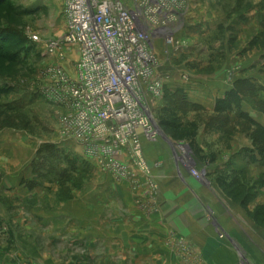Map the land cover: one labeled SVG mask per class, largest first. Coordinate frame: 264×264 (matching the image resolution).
<instances>
[{
	"label": "rangeland",
	"instance_id": "obj_1",
	"mask_svg": "<svg viewBox=\"0 0 264 264\" xmlns=\"http://www.w3.org/2000/svg\"><path fill=\"white\" fill-rule=\"evenodd\" d=\"M179 2L184 13L179 48L157 46L165 83L153 114L159 121L163 108L174 102L180 129L198 124L201 154L160 128L182 155L191 157L190 168L229 212V233H218L234 254L230 264H264V0ZM65 30L60 0H4L0 5V51L8 54H0V264H137L140 257L116 241L96 245V235L74 231L81 228L79 218L102 219L103 225L89 221L98 229L124 227L104 219L127 217L128 201L132 212L149 213L141 205L147 195L138 189L140 181L119 188L116 176L89 158L77 140L63 136L66 109L46 94L50 80L45 73L57 65L75 76V47L50 51ZM20 38L24 48L8 47ZM181 92L189 108L175 104ZM17 135L26 138L32 154L16 189L5 172L23 165ZM96 194L102 201L94 205ZM109 196L113 201L106 205ZM214 214L212 220L219 222ZM178 259L209 264L211 258L184 253Z\"/></svg>",
	"mask_w": 264,
	"mask_h": 264
},
{
	"label": "built area",
	"instance_id": "obj_2",
	"mask_svg": "<svg viewBox=\"0 0 264 264\" xmlns=\"http://www.w3.org/2000/svg\"><path fill=\"white\" fill-rule=\"evenodd\" d=\"M60 1L66 30L50 51L72 46L78 58L75 76L57 65L46 71L45 92L66 109L63 136L77 140L116 178L139 185L131 168L148 173L144 143L163 138L153 114L164 88L157 46L179 48L182 5L179 0ZM191 160L180 156L199 177Z\"/></svg>",
	"mask_w": 264,
	"mask_h": 264
},
{
	"label": "crops",
	"instance_id": "obj_3",
	"mask_svg": "<svg viewBox=\"0 0 264 264\" xmlns=\"http://www.w3.org/2000/svg\"><path fill=\"white\" fill-rule=\"evenodd\" d=\"M64 58L65 56L62 59ZM62 68L66 71L64 67ZM219 81L221 82V80ZM205 89L204 91H207V88ZM16 137L19 138V141L16 142L17 149L24 152V161L20 163L23 165L17 167L19 163H16L14 171L5 172V174L12 177L10 181H12L13 187L17 189L21 186L22 170L24 165L29 163L28 160L32 152L30 153V148L28 151L25 144L26 138L23 135ZM26 151L28 154L30 153L29 156L26 155ZM144 155L149 172L143 173L138 168L133 167L131 169L139 177L140 184L143 185V187L139 186L138 189L141 188L140 192L143 193V196L147 195L141 205L149 214H140L139 211L132 212L131 210L135 207L128 201L127 217L117 219L111 216L104 219L105 224L109 225V220L113 225L120 221L124 227H119L116 230L102 227L98 229L97 222L99 225H103L102 219L82 220L79 218L81 228L74 229V231L80 234L81 231L88 230L89 235H96L93 241L96 245L101 241L112 244L116 241L121 248L123 246L126 250L135 252L140 257L137 264L141 263V258L146 262L145 264H178L179 254L184 253L211 258L209 264H230L229 256L232 257L234 254L225 246V242L220 240L218 231L226 233L230 230L229 227H226V221L230 223L231 216L226 207L214 199L215 194L210 190L211 188H207L201 179L195 177L191 170L180 162L182 154L178 150V143H174L171 139L168 142L162 138L155 144L145 142ZM15 161L21 162L18 157ZM12 162H8L10 166ZM89 163L93 164L92 162ZM106 176L110 182L118 181L119 188L124 189L129 185L132 186L130 181H120L109 174ZM105 187L108 188V184ZM98 195L100 194L98 193ZM98 195H95L94 205L98 204V200L102 201ZM112 199V196L105 197V204L112 203ZM228 211L230 210L228 209ZM211 214H214L219 222H214ZM89 221L97 222L90 223ZM87 225L93 227L87 228ZM109 234L112 238L108 237ZM111 248L114 249V245ZM149 259H152V262L148 261Z\"/></svg>",
	"mask_w": 264,
	"mask_h": 264
},
{
	"label": "trees",
	"instance_id": "obj_4",
	"mask_svg": "<svg viewBox=\"0 0 264 264\" xmlns=\"http://www.w3.org/2000/svg\"><path fill=\"white\" fill-rule=\"evenodd\" d=\"M4 2V0H0V5ZM25 42H22L21 38L18 42H16V44H9V48L11 47L12 49H15V46H24ZM14 46V47H13ZM1 47V46H0ZM24 48V47H23ZM14 53V51H12ZM20 52H15L13 55V57H18ZM0 54L2 56H6L8 54H4L0 51ZM11 56V55H9ZM173 99H176L177 104L178 105V109L179 108H183L184 106L189 108V104L186 102V97L184 96V94L181 92L179 94H176L174 96ZM171 99V101L173 100ZM228 102V99H225V100H222L219 104L223 106V104L227 103ZM218 104V105H219ZM171 107H168V108H163L162 112H161V115L159 116V126L163 129V130H166V131H170L169 133L174 135V137L177 139V140H180V141H184V142H188L190 145H191V148L193 149V151L198 154H200V150L197 148L196 146V139L198 137V124L196 123H189L188 124H185L184 127L185 128H182L180 129L181 127V124L179 123V120H178V110H175V106L174 105V102H171L170 103ZM231 104L229 103L227 106H230ZM196 108V107H195ZM194 108V109H195ZM191 109H193V107H191ZM197 109V108H196ZM182 111V110H180ZM19 118V117H17ZM165 131V132H166ZM177 136H175V134Z\"/></svg>",
	"mask_w": 264,
	"mask_h": 264
},
{
	"label": "water",
	"instance_id": "obj_5",
	"mask_svg": "<svg viewBox=\"0 0 264 264\" xmlns=\"http://www.w3.org/2000/svg\"><path fill=\"white\" fill-rule=\"evenodd\" d=\"M161 133H162V137H163L166 141L170 142L169 138H167V137L165 136V134H164V132H163L162 130H161Z\"/></svg>",
	"mask_w": 264,
	"mask_h": 264
},
{
	"label": "bare ground",
	"instance_id": "obj_6",
	"mask_svg": "<svg viewBox=\"0 0 264 264\" xmlns=\"http://www.w3.org/2000/svg\"><path fill=\"white\" fill-rule=\"evenodd\" d=\"M183 148V147H182ZM183 150L185 151V149L183 148ZM191 165V164H190ZM192 168V167H191Z\"/></svg>",
	"mask_w": 264,
	"mask_h": 264
}]
</instances>
